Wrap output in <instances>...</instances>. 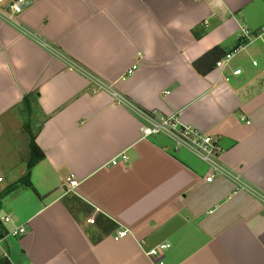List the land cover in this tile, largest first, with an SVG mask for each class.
<instances>
[{
	"label": "crops",
	"instance_id": "obj_1",
	"mask_svg": "<svg viewBox=\"0 0 264 264\" xmlns=\"http://www.w3.org/2000/svg\"><path fill=\"white\" fill-rule=\"evenodd\" d=\"M262 27L264 0H28L18 23L0 16L1 208L27 230L0 238L15 263L264 264V34L242 37ZM139 109L212 135L230 174L210 181L193 151L143 136ZM31 134L44 157L24 185Z\"/></svg>",
	"mask_w": 264,
	"mask_h": 264
},
{
	"label": "built area",
	"instance_id": "obj_2",
	"mask_svg": "<svg viewBox=\"0 0 264 264\" xmlns=\"http://www.w3.org/2000/svg\"><path fill=\"white\" fill-rule=\"evenodd\" d=\"M3 1L4 0H0V2ZM27 3L28 0H13L8 5L5 6L0 5V16L5 18L9 22L16 24L19 22V15L24 11V8ZM263 34H264V27H262L258 31L257 35H254L250 30L245 29L242 37L246 38L247 41H253L254 38L262 36ZM245 44L246 42L241 44L239 48H237L235 51L226 53L222 58H220L216 62V67L222 70L225 69L227 66H229L236 52L241 50ZM254 64L256 65L257 62H254ZM137 67L138 65L134 64L132 68H130L127 71L126 75L132 74ZM87 73L92 76L95 82H97L99 88L109 90L116 98H118L121 101L124 102L129 101L122 93L116 91L111 84H107L105 82L100 83L96 78V76H94L89 72ZM241 73H242V69L240 68H237L234 71V74L236 75ZM229 79H230L229 76L226 77V80ZM139 112L144 119V123L142 125L143 136L147 137L151 135L164 134L172 138L177 143V145L184 146L190 149L191 151H193L199 158H201L204 162H206L212 167L213 172L209 177L210 181H212L213 178L217 175L230 174L227 168H225L221 163L220 148L218 146L217 140L214 139L212 135L204 134L199 129L191 125L184 124L183 122H181V120L178 117L174 115L158 117L142 109H139ZM121 160L124 161L128 160V156L125 152L114 157L112 163L116 165ZM2 180L3 178L0 177V181ZM78 184L79 182L75 178V174H71L70 177L68 178V185H69L68 191L74 190L75 187L78 186ZM255 194L264 203V193L255 191ZM11 221H12V216L8 215L4 217V222L9 223ZM89 222L94 223L95 220L90 219ZM26 231L27 230L25 226L21 225V226H15L11 230H9L8 234L13 236H19V235H24ZM128 233L129 230L123 229L119 232L116 238L118 239L127 236ZM141 245L143 246V243H141ZM170 247H171V243L165 242V243L157 244L144 251L148 256L160 258L163 255V253ZM158 264H165V262L164 260L159 259Z\"/></svg>",
	"mask_w": 264,
	"mask_h": 264
},
{
	"label": "trees",
	"instance_id": "obj_3",
	"mask_svg": "<svg viewBox=\"0 0 264 264\" xmlns=\"http://www.w3.org/2000/svg\"><path fill=\"white\" fill-rule=\"evenodd\" d=\"M218 52H219V48L218 47H216V48L212 49L211 51L207 52L203 57H201L199 60L194 62V67L201 74L205 73L207 70L210 69V67L207 68V69H203V67H202L203 66V62L211 60L213 55H215V54L218 55ZM217 58H218V56H217ZM215 63H216V59H215ZM28 130H29V128H28ZM30 149H31V158H30V161H29L28 173L19 182L20 184H24V185H30V183H31L30 182V177H31V172L30 171L34 167V165L44 157V153L41 151L39 146L36 144L35 136L33 134H31ZM17 186L18 185H16L14 188H17ZM6 191L4 190V191H2L0 193V208H1V199L6 194H8L11 191V189L8 192H6ZM8 233H9V231L5 227L4 221L1 220V218H0V238H4L6 235H8ZM0 264H12V262H11V260L8 257L3 256V257L0 258Z\"/></svg>",
	"mask_w": 264,
	"mask_h": 264
},
{
	"label": "rangeland",
	"instance_id": "obj_4",
	"mask_svg": "<svg viewBox=\"0 0 264 264\" xmlns=\"http://www.w3.org/2000/svg\"><path fill=\"white\" fill-rule=\"evenodd\" d=\"M32 127L34 128V125H32ZM24 134H25V136H27V138L29 137V135H26V133H24ZM7 206L3 205L2 208L0 209V218L3 221H4V217L7 216L10 213V210H9V208ZM4 224H10V223H7V222L5 223L4 222ZM11 239L13 240V238H10V240ZM8 241H3L1 243V245H0V257L6 256V257L10 258L11 262L15 263L14 251L13 250L10 251L9 246H8L10 243ZM7 255H9V256H7Z\"/></svg>",
	"mask_w": 264,
	"mask_h": 264
}]
</instances>
